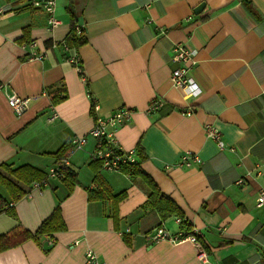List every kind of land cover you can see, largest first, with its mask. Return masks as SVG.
<instances>
[{"label":"crops","instance_id":"obj_1","mask_svg":"<svg viewBox=\"0 0 264 264\" xmlns=\"http://www.w3.org/2000/svg\"><path fill=\"white\" fill-rule=\"evenodd\" d=\"M0 9V165L48 175L58 162L52 153L71 150L98 116L128 108L119 147L136 150L141 169L182 213L162 218L141 178L92 160L89 138L69 151V180L49 177L40 189L33 184L44 180H36L17 201L0 184L14 211L0 214V235L18 225L35 233L58 205L66 225L1 252L0 264H84L87 249L107 264H262L264 0H57L62 24L54 30L30 0H0ZM73 21L86 39L78 49L67 44ZM178 43L196 50L188 64L194 95L171 81ZM76 55L81 72L70 62ZM12 95L28 101L21 116L9 106ZM155 99L163 105L149 113ZM206 124L221 131L225 150ZM188 152L201 163L181 166ZM161 225L173 236L197 228L200 246L156 241Z\"/></svg>","mask_w":264,"mask_h":264},{"label":"built area","instance_id":"obj_2","mask_svg":"<svg viewBox=\"0 0 264 264\" xmlns=\"http://www.w3.org/2000/svg\"><path fill=\"white\" fill-rule=\"evenodd\" d=\"M32 7L37 9H42L48 14V26L50 30L58 28L62 21L57 16L56 6L57 0H30ZM4 9H0V14L4 13ZM192 19V17H189ZM75 31L78 36H82L84 33L83 26L76 25ZM68 49V46H64ZM172 59L174 62L178 63V66L173 69L171 73V81L173 85L177 88L188 90L191 94H195L197 87L188 78V64L194 61L196 56V50L187 47L183 43H178L172 49ZM70 62L76 66L81 72V60L76 55L70 59ZM9 106L13 109L17 116L23 115L28 108V101L17 95L10 96L8 100ZM163 105L161 99H155L149 105L148 112L153 113L157 111ZM97 105L94 106L95 111H97ZM184 115H191L193 110L187 109L182 111ZM133 111L128 108H120L112 115L108 117L98 116L97 121L93 129L89 132L87 136H75L70 141L71 150L70 153L77 149H81L86 146L89 142V138L96 141L95 148L91 154L92 160L99 162L102 168L109 171H121V168L125 165H138L140 163L136 150L125 151L118 145V140L116 138V132L119 128L130 122ZM204 131L206 136L215 141L220 150L226 149V143L223 139L221 131L213 124H206L204 126ZM193 163H201V159L198 155L191 152L184 154L181 158V166H192ZM70 163L68 158L58 161L53 167L48 171L47 178H58L60 180L67 179L68 173H70ZM47 180L42 182H34L33 187L40 189L46 185ZM244 179H240L238 184H243ZM258 206L264 205V190H262L257 198ZM12 204L10 205V207ZM176 222L179 225L184 223L182 217H177ZM127 232L130 230L127 229ZM123 234V232L121 233ZM152 236L156 241L168 240L173 244H179L182 242H190L194 245L200 246L199 235L200 232L197 228L192 229L190 235L181 233V235L173 236L169 233L166 228L162 225L159 226L153 233ZM200 256L207 260V254L202 252ZM84 264H107L103 261L98 254L92 249H87L84 255Z\"/></svg>","mask_w":264,"mask_h":264},{"label":"trees","instance_id":"obj_3","mask_svg":"<svg viewBox=\"0 0 264 264\" xmlns=\"http://www.w3.org/2000/svg\"><path fill=\"white\" fill-rule=\"evenodd\" d=\"M73 3V0H70ZM76 23L73 21L71 25V31L67 38V44L70 48L78 49L86 43L84 33L82 36H78L75 31ZM70 151L69 145H64L57 152L52 153L51 156L56 158L57 161H61L68 157ZM140 157L143 160L144 156L139 149ZM101 165V164H100ZM138 165H125L121 168V171L125 174H130L141 178L150 190L149 204L153 209H156L162 218L166 219L172 215H182L179 207L169 197L162 194L154 181L141 169ZM72 177L71 172L68 173L67 180ZM47 178V175L41 170L31 165H24L19 168L13 169L8 164L0 165V184L4 186L14 200H18L22 196L26 195L32 182L42 181ZM6 200L0 196V214L8 212L14 214L13 208L9 207L6 210ZM66 225L62 216L60 205L52 212V214L42 222L39 229L33 233L22 225H18L11 231L0 235V253L16 247L23 242L36 239L38 236L51 235L56 232L64 231ZM264 264V258L262 260Z\"/></svg>","mask_w":264,"mask_h":264},{"label":"water","instance_id":"obj_4","mask_svg":"<svg viewBox=\"0 0 264 264\" xmlns=\"http://www.w3.org/2000/svg\"><path fill=\"white\" fill-rule=\"evenodd\" d=\"M204 8H205V3H201L195 8L194 10L195 14H200L204 10Z\"/></svg>","mask_w":264,"mask_h":264}]
</instances>
